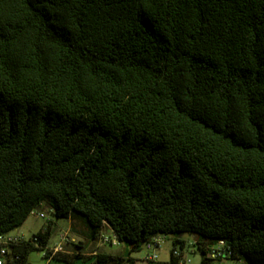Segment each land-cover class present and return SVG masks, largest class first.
<instances>
[{
	"label": "trees",
	"instance_id": "1",
	"mask_svg": "<svg viewBox=\"0 0 264 264\" xmlns=\"http://www.w3.org/2000/svg\"><path fill=\"white\" fill-rule=\"evenodd\" d=\"M44 204L85 230L66 264L185 233L264 264V0H0V233Z\"/></svg>",
	"mask_w": 264,
	"mask_h": 264
},
{
	"label": "built area",
	"instance_id": "2",
	"mask_svg": "<svg viewBox=\"0 0 264 264\" xmlns=\"http://www.w3.org/2000/svg\"><path fill=\"white\" fill-rule=\"evenodd\" d=\"M36 210V209H35ZM33 210V211H35ZM32 211V212H33ZM41 217H47L44 211L37 212ZM37 240L34 235L26 237L23 233L16 231V229L0 233V264H16L20 258L19 248L29 239ZM166 235L159 234L153 236L144 244L146 250L145 259L151 263L157 262L159 259V249ZM77 242L70 233L66 230L60 235V240L54 245L44 247V256L51 259L57 252H65V246L68 243ZM199 242L194 238L190 241L184 242L183 248H174L173 256L179 258L180 264H189L190 258L186 256L185 250L188 253H194L199 247ZM119 240L114 232H103L97 240V247L111 245H119ZM207 257L212 259L214 264H244L242 260L232 257V250L224 240L210 245L207 249Z\"/></svg>",
	"mask_w": 264,
	"mask_h": 264
},
{
	"label": "rangeland",
	"instance_id": "3",
	"mask_svg": "<svg viewBox=\"0 0 264 264\" xmlns=\"http://www.w3.org/2000/svg\"><path fill=\"white\" fill-rule=\"evenodd\" d=\"M44 211L47 215V217H41L37 212ZM51 222H53L51 225L52 228V234L51 238L49 240V245H54L60 240V235L65 232L66 230H69V233L71 236L76 237H83L81 233H79L76 230H72L70 227V220L68 218H58L56 217L53 212L51 211V208L44 204L37 208L35 211H33L26 221L16 229V231L23 233L26 237H31L35 233H37L40 229L46 228ZM77 230L82 229L83 226L79 223H77ZM185 237H193L190 233L183 234ZM182 235V236H183ZM175 238L174 235H168L166 236L165 240L161 244V250L160 253L164 254L167 253L169 248H171L172 240ZM73 247V243H68L65 248L70 250ZM87 251H93L97 247V242H91L89 241L87 244ZM106 250L111 252H125V249L128 248L127 244H119L116 246L111 245H105L104 246ZM101 249V248H100ZM180 249V248H179ZM100 251V250H97ZM186 253V256L190 258L191 262L189 264H199L201 259V254L199 252H192L188 253L186 250L184 251ZM146 253L145 248L143 247L140 251H138L136 254H144ZM29 263L30 264H61L60 261L53 259L50 263H48L47 257L44 256V249H33L30 252L29 255Z\"/></svg>",
	"mask_w": 264,
	"mask_h": 264
},
{
	"label": "crops",
	"instance_id": "4",
	"mask_svg": "<svg viewBox=\"0 0 264 264\" xmlns=\"http://www.w3.org/2000/svg\"><path fill=\"white\" fill-rule=\"evenodd\" d=\"M70 220V227L72 230H76L78 231L79 233H81V235H83V237L79 238V237H76V236H72L74 239H76L77 242H86V238H85V230L84 229H75L74 227V223L72 221L71 218H68ZM195 236L193 235V237H185L184 235L180 236L179 239L181 240L180 242L178 243H175V239L176 237L172 240V245H171V248H169V250L167 251V253H164V254H161L160 253V250H161V247H160V250H159V259H158V263H165V262H168L172 256V251L174 249V247L176 248H183V245H184V242H187V241H190L192 239H194ZM122 245V244H121ZM101 248V249H100ZM97 250H100L101 252H105V253H108V254H112V255H121V256H124L125 258H128V248L125 249V252H111V251H108L105 249L104 246H100L99 249L96 248L94 250V252H88V254H95ZM66 252L69 253L71 252L70 250L66 249ZM137 252H134L132 253L130 256L133 258L132 261H129V260H126L125 262L121 263V264H153L149 261H147L145 259L146 257V253L144 254H136ZM186 254V253H185ZM53 259H55V257L51 258V259H48V263H50ZM202 259V258H201ZM201 259H200V263H201ZM55 260H58V259H55ZM61 262V264H66L65 261L63 260H58ZM95 261V257H92L90 260H85V259H77L74 264H92L93 262ZM156 262V263H157ZM199 263V264H200ZM107 264H111V263H107Z\"/></svg>",
	"mask_w": 264,
	"mask_h": 264
}]
</instances>
